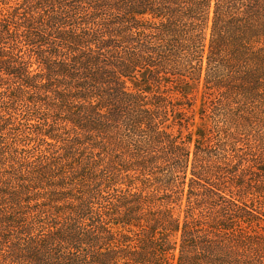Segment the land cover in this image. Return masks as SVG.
<instances>
[{
  "label": "trees",
  "instance_id": "1",
  "mask_svg": "<svg viewBox=\"0 0 264 264\" xmlns=\"http://www.w3.org/2000/svg\"><path fill=\"white\" fill-rule=\"evenodd\" d=\"M0 264H264V0H0Z\"/></svg>",
  "mask_w": 264,
  "mask_h": 264
}]
</instances>
